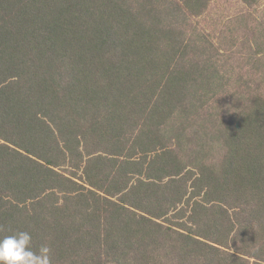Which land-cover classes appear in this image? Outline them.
I'll use <instances>...</instances> for the list:
<instances>
[{
	"label": "trees",
	"instance_id": "16d2710c",
	"mask_svg": "<svg viewBox=\"0 0 264 264\" xmlns=\"http://www.w3.org/2000/svg\"><path fill=\"white\" fill-rule=\"evenodd\" d=\"M211 1L0 0V237L52 264H264V82L201 33Z\"/></svg>",
	"mask_w": 264,
	"mask_h": 264
},
{
	"label": "rangeland",
	"instance_id": "374dc122",
	"mask_svg": "<svg viewBox=\"0 0 264 264\" xmlns=\"http://www.w3.org/2000/svg\"><path fill=\"white\" fill-rule=\"evenodd\" d=\"M195 20L221 53L222 62L233 69L234 79L264 82V59L252 58L256 42L264 38V0L253 6L242 0H212Z\"/></svg>",
	"mask_w": 264,
	"mask_h": 264
},
{
	"label": "clouds",
	"instance_id": "9594fccd",
	"mask_svg": "<svg viewBox=\"0 0 264 264\" xmlns=\"http://www.w3.org/2000/svg\"><path fill=\"white\" fill-rule=\"evenodd\" d=\"M51 247L34 249L31 233L13 230L0 237V264H52Z\"/></svg>",
	"mask_w": 264,
	"mask_h": 264
}]
</instances>
